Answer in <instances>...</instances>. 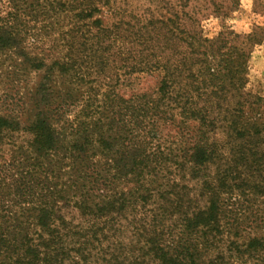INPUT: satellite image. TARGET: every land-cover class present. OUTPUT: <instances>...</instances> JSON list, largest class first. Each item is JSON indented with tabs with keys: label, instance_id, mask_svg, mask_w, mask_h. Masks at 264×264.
Here are the masks:
<instances>
[{
	"label": "trees",
	"instance_id": "1",
	"mask_svg": "<svg viewBox=\"0 0 264 264\" xmlns=\"http://www.w3.org/2000/svg\"><path fill=\"white\" fill-rule=\"evenodd\" d=\"M93 11L0 0V66L37 77L0 97V264H264V237H225L220 217L222 193L264 174V95L245 88L243 51L163 24L174 53L155 94L103 91L72 115L77 70L116 37ZM180 168L201 179L194 199Z\"/></svg>",
	"mask_w": 264,
	"mask_h": 264
},
{
	"label": "rangeland",
	"instance_id": "2",
	"mask_svg": "<svg viewBox=\"0 0 264 264\" xmlns=\"http://www.w3.org/2000/svg\"><path fill=\"white\" fill-rule=\"evenodd\" d=\"M93 1L96 11H93L92 19L100 18L102 26L109 27L113 31L112 36L116 37L111 39V46L109 42L96 54L105 62L94 66L93 61H83L77 70V85L73 84V87H77L80 101L70 106L68 112L72 115L79 110L84 97H88L91 104L94 94L99 99L103 98V91L123 97L144 93L154 95L162 76L161 64L174 53L172 40L166 41L162 25L170 30V26L177 22L202 37L219 40V44L225 45L224 49H241L247 64L245 88L264 95V0ZM90 30L93 39H96L99 27L93 25ZM170 33L172 31L167 33L168 37ZM85 54L94 56L93 52L85 51L81 56ZM147 62L153 65L146 66ZM6 64L0 66V97L6 100L15 98L16 101L23 98L27 84L37 77L33 72L14 75L12 68ZM20 138L18 141H21ZM170 139L175 146L188 144L187 136L182 140L179 135ZM208 170L212 173L217 169L215 165H210ZM262 170L264 173V163ZM174 172L178 185L187 186L189 197L196 198L201 179L187 173L183 175L181 168ZM244 181L246 185L234 186L232 192L222 193L219 202L224 236L241 242L254 236L264 237V174L245 177Z\"/></svg>",
	"mask_w": 264,
	"mask_h": 264
}]
</instances>
